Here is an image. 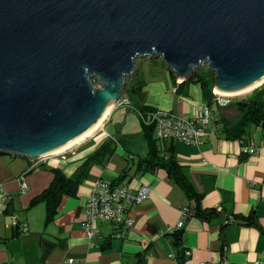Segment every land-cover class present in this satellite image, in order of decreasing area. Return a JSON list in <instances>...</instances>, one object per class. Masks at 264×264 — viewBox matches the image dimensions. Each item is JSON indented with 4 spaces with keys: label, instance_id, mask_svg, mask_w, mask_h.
<instances>
[{
    "label": "crops",
    "instance_id": "1",
    "mask_svg": "<svg viewBox=\"0 0 264 264\" xmlns=\"http://www.w3.org/2000/svg\"><path fill=\"white\" fill-rule=\"evenodd\" d=\"M163 67L159 80L146 81L141 73L142 95L137 103L129 98L133 103L128 114L139 116L147 144L142 152L130 146L126 132L108 137L107 121L115 107L91 145L42 161L0 155V264H178L180 250L187 257L185 264H264V122L249 124L245 138H229L220 114L214 112L211 128L198 145L161 142L151 132L160 154L177 159L195 196L162 167L142 170L145 162L140 159L150 152L143 126L150 113L143 118V106L191 118L209 105L200 84L181 85L177 77L175 85L171 70ZM107 139L115 151L91 164L76 193L64 194L53 216L46 201L32 204L53 183L56 171L74 178ZM121 175L126 176L119 180ZM98 179L116 181L132 191L146 185L151 192L133 207L132 226L97 221L99 232L91 239L85 231V205ZM23 182L26 193L21 192ZM210 211L212 215H204ZM14 216L19 225L26 222L28 230L13 226Z\"/></svg>",
    "mask_w": 264,
    "mask_h": 264
},
{
    "label": "water",
    "instance_id": "2",
    "mask_svg": "<svg viewBox=\"0 0 264 264\" xmlns=\"http://www.w3.org/2000/svg\"><path fill=\"white\" fill-rule=\"evenodd\" d=\"M140 57L246 89L264 79V0H0V155H54L120 104Z\"/></svg>",
    "mask_w": 264,
    "mask_h": 264
},
{
    "label": "trees",
    "instance_id": "3",
    "mask_svg": "<svg viewBox=\"0 0 264 264\" xmlns=\"http://www.w3.org/2000/svg\"><path fill=\"white\" fill-rule=\"evenodd\" d=\"M173 83L177 85V76L171 71ZM135 78V76H134ZM132 79V82L126 87V93L142 95V87L144 80L137 79L136 81ZM189 83L200 84L204 97L212 107L214 105V88L216 85L215 73L211 72L208 68L204 67L202 70L194 71L186 80L183 81L181 85H186ZM179 86V85H178ZM141 97V96H140ZM242 101L248 103V107L243 110L242 114L235 118L233 121H228L227 118L221 117V120L225 124V131L227 137L229 138H245L246 127L251 123L264 122V84L256 88L250 97L243 99ZM133 103V102H132ZM154 111L151 107L143 106L142 116L143 118L148 116L149 113ZM143 122V126L148 131L150 152L148 155L140 161L145 162V169L143 171H154L159 167L164 168L169 176L173 178L182 188L186 190L189 196H195L193 187L189 184L186 176L184 175L181 165L178 163L174 156L166 158L164 155L160 154V151L156 145L154 139L151 138V132L154 130L152 125H147ZM144 128V129H145ZM115 151V146L112 140L107 139L95 152L89 155L86 161L82 164V169H80L74 178H67L62 172L56 171V178L49 188L44 190L38 197H36L32 204H36L40 201H46L49 209V216L57 211V206L60 202L61 197L64 194H75L76 190L83 182V180L89 175L90 166L93 163L101 162V158L111 155ZM80 167V168H81ZM121 175L118 179L123 178ZM112 185H117L116 181L111 182ZM213 211L205 213V216H210ZM204 216V217H205ZM179 239H181V234H178ZM187 257L184 252L180 250L178 255V264H185Z\"/></svg>",
    "mask_w": 264,
    "mask_h": 264
},
{
    "label": "built area",
    "instance_id": "4",
    "mask_svg": "<svg viewBox=\"0 0 264 264\" xmlns=\"http://www.w3.org/2000/svg\"><path fill=\"white\" fill-rule=\"evenodd\" d=\"M213 92L214 104L217 106L231 105L236 101V95H224L217 90ZM213 116L214 111L209 105L202 107L191 118L176 116L157 109L150 113L149 119L145 122L153 126L154 134L161 142L173 139L188 145H198L206 133V129L211 128ZM27 190L28 186L23 182L21 192L26 193ZM150 192V187L146 185H143L137 191H132L125 185H112L104 179H98L94 183L85 205L84 225L88 237L92 239L98 234L97 221H111L118 226H132L134 223L131 216L133 207L148 198ZM182 224L181 221L178 226L181 227ZM12 225H19L15 216L12 219ZM19 226L23 231L28 230L26 222ZM68 262L72 263L73 260L70 259ZM256 264L262 263L257 261Z\"/></svg>",
    "mask_w": 264,
    "mask_h": 264
},
{
    "label": "rangeland",
    "instance_id": "5",
    "mask_svg": "<svg viewBox=\"0 0 264 264\" xmlns=\"http://www.w3.org/2000/svg\"><path fill=\"white\" fill-rule=\"evenodd\" d=\"M136 64L139 70V75L135 74V81L140 78L141 73H144V78L146 81L151 80V78H154L156 80L162 79V75L164 73L162 74L160 72H164L165 68L163 66H166L161 57H140L137 58ZM204 67L208 68V65L205 64ZM132 79V77L126 78L127 84L125 86L124 96L122 97L121 103L116 106L109 120L107 121V128L105 132L107 133L108 137L110 135L119 137L122 136L121 132H126V139H129L128 142L130 146H132V148L134 147L135 150L140 149V151L142 152L143 149H147V144L141 133V125L139 121L140 118L138 115L132 116L128 114V109L130 108L132 101L137 103L139 99V95L137 94H131L130 92L126 93V87L129 83L132 82ZM93 82L95 84V88L98 89V87L100 86L99 79H94ZM255 89L247 93L236 95L235 100L242 101L243 99L250 97ZM212 109L216 114H219L217 105H212ZM107 118L91 135L87 136L84 140L80 141L70 149L74 150L77 149V147H82L83 145H91L93 142H95L96 140L94 139L97 138L100 128L102 127V125H105Z\"/></svg>",
    "mask_w": 264,
    "mask_h": 264
},
{
    "label": "bare ground",
    "instance_id": "6",
    "mask_svg": "<svg viewBox=\"0 0 264 264\" xmlns=\"http://www.w3.org/2000/svg\"><path fill=\"white\" fill-rule=\"evenodd\" d=\"M263 82H264V79H262L261 81L257 82L256 84H254V85H252L246 89H243V90H240L237 92H230V93L220 92V93H222L224 95H239V94L247 93V92L252 91L253 89L257 88ZM114 104L115 103H113L112 105L105 108L103 113L101 114V116L96 120V122H94L86 130H84L80 134L76 135L72 140H70L69 142H67L63 146L51 151V153H55V154L57 153L58 154V153L67 151L68 149L72 148L73 146H75L80 141L84 140L87 136L91 135L97 128L100 127V125L104 122V120L109 116V114L111 113V111L114 108Z\"/></svg>",
    "mask_w": 264,
    "mask_h": 264
},
{
    "label": "flooded vegetation",
    "instance_id": "7",
    "mask_svg": "<svg viewBox=\"0 0 264 264\" xmlns=\"http://www.w3.org/2000/svg\"><path fill=\"white\" fill-rule=\"evenodd\" d=\"M237 102H239V100L234 101L232 104H236Z\"/></svg>",
    "mask_w": 264,
    "mask_h": 264
}]
</instances>
